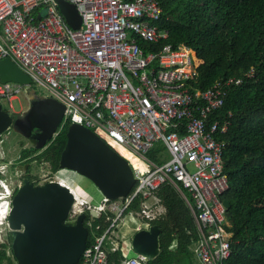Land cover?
<instances>
[{
    "label": "built area",
    "instance_id": "1",
    "mask_svg": "<svg viewBox=\"0 0 264 264\" xmlns=\"http://www.w3.org/2000/svg\"><path fill=\"white\" fill-rule=\"evenodd\" d=\"M66 1L80 15L78 28L66 22L55 0H0V59L10 58L31 78V85L43 86L48 97L64 106L53 138L66 122L80 124L132 169L135 181L130 192L113 200L102 196L95 207L64 179L49 174L43 180L57 181L72 192L67 223L92 208L109 222L95 234L93 220L84 219L92 234L75 264H148L145 256L117 239L115 227L130 211L141 221L136 230L148 228L163 212L156 192L164 184H172L192 212L200 263L225 264L231 254V232L219 197L227 188L225 142L220 137L230 125L231 113L220 117L218 111L242 77L229 76L205 90L197 88L200 60L194 49L184 43L154 47L168 38V30L159 27L162 8L157 0ZM24 87L0 81V101L11 107ZM157 142L169 154L160 163L147 155ZM131 158L143 168L131 164ZM13 163L0 153V231L6 230L4 225L8 229L12 196L20 184L14 179L17 171L10 173ZM137 198L139 207L131 211ZM107 246L122 251L117 263L109 260Z\"/></svg>",
    "mask_w": 264,
    "mask_h": 264
},
{
    "label": "trees",
    "instance_id": "2",
    "mask_svg": "<svg viewBox=\"0 0 264 264\" xmlns=\"http://www.w3.org/2000/svg\"><path fill=\"white\" fill-rule=\"evenodd\" d=\"M157 1L162 8L159 27L168 30V38L154 47L184 43L197 50V88L205 90L229 76L243 79L231 86L218 111L220 117L231 113L230 125L220 137L225 142L227 188L219 197L229 203L225 216L226 229L231 232V254L225 264H264V0ZM249 70L252 75L246 76ZM68 125L66 122L43 148L20 150L17 161L29 164L26 177L38 182L37 176L28 173L33 161L46 162L52 172L58 169ZM148 156L158 162L153 152ZM157 194L166 211L151 221L160 228V250L148 263L195 264L188 247L197 239V229L188 205L172 184L162 185ZM138 204L139 198L128 209L135 210ZM90 217L87 212L86 219ZM107 225L104 216L93 218V233L101 234ZM91 234L90 230L87 244ZM173 242L177 246L170 248ZM120 255L117 251L109 258L117 263ZM14 261L10 245L1 242L0 264Z\"/></svg>",
    "mask_w": 264,
    "mask_h": 264
},
{
    "label": "water",
    "instance_id": "3",
    "mask_svg": "<svg viewBox=\"0 0 264 264\" xmlns=\"http://www.w3.org/2000/svg\"><path fill=\"white\" fill-rule=\"evenodd\" d=\"M66 22L78 28L81 18L74 4L55 0ZM0 81H12L28 86L32 104L15 118L0 103V136L9 128L22 133L18 119L36 112L43 124H34L47 131L34 148H41L51 140L63 116L64 106L56 99L38 95L31 86V78L10 58L0 59ZM38 102L37 107L34 103ZM28 122V119H24ZM66 141L60 152L58 169H69L88 179L108 199L125 197L134 184L127 160L117 154L97 134L80 124L70 123L65 133ZM28 164L18 166L25 171ZM73 194L57 181L36 183L24 177L16 188L7 216L10 248L16 264H75L86 246L88 228L84 226L85 214L78 215L74 223H67ZM226 207L228 201L223 200ZM90 214L97 216L96 210ZM160 228L151 224L147 229L136 230L130 238L133 252L153 259L160 250Z\"/></svg>",
    "mask_w": 264,
    "mask_h": 264
},
{
    "label": "rangeland",
    "instance_id": "4",
    "mask_svg": "<svg viewBox=\"0 0 264 264\" xmlns=\"http://www.w3.org/2000/svg\"><path fill=\"white\" fill-rule=\"evenodd\" d=\"M31 87V86H30ZM34 87L35 92L38 95L42 96H49L50 93L47 89H45L43 86L39 85H32ZM28 86H25L23 90L17 95L16 98L11 100L12 106H9L8 101H0L2 108L5 109L10 114H15L17 112H21L25 110L29 105V98H28ZM1 139H3V142L0 143V153L5 155V160H9L10 158H13L15 160V163L10 165V173L14 175V172L17 171L18 175L14 177V179L18 178V176L23 175V170L17 169V157L19 155V152L22 148H27L31 144L18 132L13 130L12 128H9L5 134L2 135ZM35 149H41V148H35ZM30 173L34 174L38 178V183H42L43 180L48 178V175H55L57 178L65 179L67 183H69L71 186H73L76 190V193H78L79 196L85 197L89 203L92 206H97V203L101 200L102 195L100 191L87 179L82 177V175L78 174L77 172L69 169H57L54 172H52L49 168V165L46 162H35L33 161L31 163L30 167ZM138 223L137 220L132 219H125L124 221H119L117 226L115 227L116 233L118 234L119 239H122L127 245L128 240L125 238L128 231L131 237L133 233L131 231L133 230V227ZM126 226V227H125ZM5 231H0V243L1 242H7L8 245H10V236L7 229V226L4 225ZM7 253H9V247L7 248ZM130 255H133V252L129 253ZM14 264H16V261H14Z\"/></svg>",
    "mask_w": 264,
    "mask_h": 264
},
{
    "label": "crops",
    "instance_id": "5",
    "mask_svg": "<svg viewBox=\"0 0 264 264\" xmlns=\"http://www.w3.org/2000/svg\"><path fill=\"white\" fill-rule=\"evenodd\" d=\"M195 50V49H194ZM195 52L197 53V50H195ZM197 55H198V53H197ZM198 60H200L199 59V56H198ZM52 139H53V137H52ZM4 152V151H3ZM150 152H153V155L157 158V160H158V163H160V162H163V161H165V160H167L168 158H169V154H168V152H167V150H166V148H165V146L161 143V142H157L150 150H149V152L148 153H150ZM5 154V153H4ZM148 155V154H147ZM149 157V156H148ZM150 158V157H149ZM10 159H13V158H10ZM153 160V159H152ZM155 162H157V161H155ZM18 169V168H17ZM38 183V182H37ZM174 187V186H173ZM175 188V187H174ZM176 189V188H175ZM159 190V189H158ZM157 190V191H158ZM177 190V189H176ZM178 191V190H177ZM180 193V192H179ZM185 193V192H184ZM181 194V193H180ZM102 195V194H101ZM156 195L158 196V194H157V192H156ZM102 196H104V195H102ZM181 196H182V194H181ZM159 197V196H158ZM183 197V199L185 200V198H184V196H182ZM186 197L188 198V199H190V196H189V194H187L186 195ZM119 198H121V197H119ZM115 199H118V198H115ZM159 199H160V203H161V205H162V208H163V212L161 213V215L158 217V219L159 218H161L164 214H165V211H166V208H165V206H164V204H163V202H162V200H161V198L159 197ZM113 200V199H112ZM185 202H186V200H185ZM187 204V203H186ZM138 207H139V204H138ZM189 207V206H188ZM92 209H94V208H92ZM138 209V208H137ZM190 209V208H189ZM95 210V209H94ZM136 210V209H135ZM131 211H134L133 209H131ZM191 211V210H190ZM89 213L90 214V210H88V211H86V212H84V214H85V219H86V213ZM192 213V212H191ZM96 214H97V212H96ZM90 218L89 219H92L93 220V218H96V217H100V216H98V214H97V216L96 217H94V216H92L91 214H90ZM193 216V215H192ZM125 219H132V220H137L138 221V223L133 227V230L131 231V233H134L135 231H136V228L139 226V224L141 223V221H140V219L138 218V217H136L135 215H134V213L133 214H130V211H127L125 214H124V216H123V218H122V220H120V221H124ZM193 219H194V217H193ZM104 221H106V220H104ZM108 222V221H107ZM194 222H195V220H194ZM109 223V222H108ZM152 223L150 222V225H151ZM149 225V226H150ZM148 226V227H149ZM195 226H196V224H195ZM143 227H141L140 229H142ZM147 229V228H146ZM196 229H197V227H196ZM137 230H139V229H137ZM115 233H116V230H115ZM133 235V234H132ZM130 236V234H129V231H128V233H127V235H126V239L128 240V245L122 240V239H119V237H118V234L116 233V237H117V239L121 242H123L124 244H125V247L126 248H130L131 249V246H130V238L131 237H129ZM197 238H198V230H197ZM87 239H88V237H87ZM197 240V239H196ZM196 240L195 241H193L190 245H189V247H188V249H189V251L191 252V254H192V257H193V261H194V263L195 264H201L200 263V261L198 260V258H197V256H196V254H195V246H196ZM160 245V244H159ZM177 246V243L176 242H173V243H171V245H170V248H173L174 246ZM109 247L110 246H107V251H108V258H109V254H113V253H115V252H117V251H120V257L122 256V251L121 250H117V251H110L109 250ZM131 251H132V249H131ZM131 251H129V252H131ZM119 257V258H120ZM156 257V256H155ZM147 258V257H146ZM109 260H110V258H109ZM148 260H150V259H148L147 258V263H148ZM111 262H114L113 260H110ZM115 263V262H114ZM149 264V263H148Z\"/></svg>",
    "mask_w": 264,
    "mask_h": 264
},
{
    "label": "flooded vegetation",
    "instance_id": "6",
    "mask_svg": "<svg viewBox=\"0 0 264 264\" xmlns=\"http://www.w3.org/2000/svg\"><path fill=\"white\" fill-rule=\"evenodd\" d=\"M32 104V102L29 100V105H28V107L30 106ZM37 105H38V102H35L34 103V106H36L37 107ZM27 107V108H28ZM26 108V109H27ZM21 112H23V111H21ZM21 112H17V113H15V114H11L12 115V118H15L18 114H20ZM24 119L26 120V119H28L29 121L28 122H26V121H24ZM19 121H18V126L23 130L22 131V133H19L20 135H22L31 145L30 146H32V147H34V145L37 143V142H40L41 140H43V138H45V136L47 135V131L45 130V129H43V128H38L36 125H34V124H43V121H42V119L41 118H39V115L36 113V112H34V113H30V114H28L25 118H19L18 119ZM5 134V133H4ZM50 141V140H49ZM49 141H47V142H49ZM46 142V143H47ZM29 146V147H30ZM45 146V145H44ZM44 146H42L41 148H43ZM29 147H27V148H29ZM24 149V148H23ZM32 156V154L31 155H28L27 156V158H30ZM28 164L27 162H25V160H21V161H18L17 162V167L18 166H20V167H23V165L24 164ZM28 166H29V164L27 165V169H28ZM27 169L25 170V171H23V175H20L19 177H18V179H19V181H20V183H21V181H22V179L24 178V177H26V174H27ZM28 173H30V171L28 172ZM9 236H10V234H9ZM11 237V236H10ZM11 242V241H10Z\"/></svg>",
    "mask_w": 264,
    "mask_h": 264
},
{
    "label": "bare ground",
    "instance_id": "7",
    "mask_svg": "<svg viewBox=\"0 0 264 264\" xmlns=\"http://www.w3.org/2000/svg\"><path fill=\"white\" fill-rule=\"evenodd\" d=\"M130 162H131V164H133V165H135V166H137V167H139L140 169H142L143 168V166H142V164L139 162V160H137V159H135V158H131L130 159ZM86 179V178H85ZM88 180V179H87ZM64 181L66 182V180L64 179ZM89 181V180H88ZM69 184V183H68ZM70 185V184H69ZM71 186V185H70ZM73 187V186H72ZM72 191H74L75 192V194L77 195V196H79L78 195V193H76V190H75V188L73 187V189H72ZM81 197V196H80ZM126 227V226H125Z\"/></svg>",
    "mask_w": 264,
    "mask_h": 264
}]
</instances>
